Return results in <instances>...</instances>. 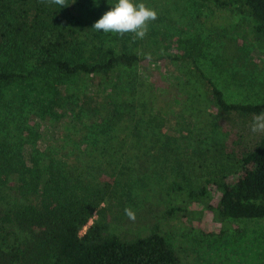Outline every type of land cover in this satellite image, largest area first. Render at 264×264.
Returning <instances> with one entry per match:
<instances>
[{"label":"trees","instance_id":"obj_1","mask_svg":"<svg viewBox=\"0 0 264 264\" xmlns=\"http://www.w3.org/2000/svg\"><path fill=\"white\" fill-rule=\"evenodd\" d=\"M92 1L66 0L68 6L60 8L44 0H0V104L6 109V97L14 100V89L36 81L49 96L55 89L50 97L54 102L69 99L76 106L71 112L73 131L65 134L66 141H58L49 155L31 154L29 164L11 137L20 134L23 122L8 127L13 119L2 121L0 184L9 192L0 198V264H181L178 252L157 228L131 236L117 232L101 206L105 196L100 187L87 180L83 184L85 159L101 163L120 148L129 155L142 149L174 152L177 147V138L167 136V113L159 96L150 81L140 76L141 83L133 71L140 55L115 49L114 33L92 28L106 12L93 19L88 12ZM109 1L100 0L98 10ZM213 1L248 20L247 31L238 22L221 36L220 65L240 64L244 53L230 32L240 30L264 43V0ZM106 43L109 48L99 58L85 56L88 47L102 51ZM183 75L185 82L178 83L173 97L177 118L190 124L199 121L200 109L191 108L189 90H199L193 81L203 80L210 85V102L217 110L243 118L264 116V100L228 101L195 62L187 61ZM200 98L197 93L196 99ZM10 104L17 105L22 116V105ZM219 155L229 167L208 175L199 189L185 192L187 198L209 200V209L221 220L264 217V132L240 154L220 151ZM84 185L93 189L92 194L78 192Z\"/></svg>","mask_w":264,"mask_h":264},{"label":"rangeland","instance_id":"obj_2","mask_svg":"<svg viewBox=\"0 0 264 264\" xmlns=\"http://www.w3.org/2000/svg\"><path fill=\"white\" fill-rule=\"evenodd\" d=\"M99 1L93 0L89 6L93 19L117 2L110 0L105 8L98 10ZM133 2L155 10L157 19L148 24L143 39H133L131 33L123 36L114 33L116 39L112 45L140 55L133 71L139 78L150 81L159 96L158 101L167 113V136L177 138H173L177 147L174 152L142 149L129 155L120 148L105 159L107 162L91 163L85 159L83 184L87 180L100 187L105 196L101 206L105 207L107 218L114 222L117 232L131 236L157 228L178 252L181 264H264V217L221 220L209 209V200L190 202L185 194L199 189L208 175L229 167V161L219 155L220 151L240 154L251 148L264 132V116L243 118L217 110L210 102V85L206 80L197 84L193 81L192 86L199 90H189L191 108L200 109L199 121L190 124L193 122L177 118L173 100L179 91L178 83L185 82L183 71L187 61H192L205 77L213 80L228 101H263L264 43L253 41L249 34L239 33L240 30H231L239 40L244 60L222 67L218 55L221 36L233 23L244 24L247 18L243 15L220 8L213 0ZM244 30H248L247 24ZM109 45L103 44L102 51L88 47L85 56L99 58ZM184 57L187 59L182 62ZM39 84L35 81L11 92L15 96L11 101L22 105V116L18 106L10 104L9 97H6V109L0 104V127L6 118L13 119L8 127L23 122L20 134L11 137L17 140L21 159L26 164L30 163L31 154L49 155L57 142L65 140V134L73 131L71 112L76 109L75 104L69 99L54 102L50 97L55 89L49 96L48 91L37 87ZM44 92H48L47 100ZM197 93L200 99H196ZM185 119L192 121L188 116ZM156 120L161 122V117ZM84 186L78 192L92 194L93 189ZM5 191L9 189L0 184V198ZM178 206L183 210L175 211ZM125 209L133 211L135 218H129ZM91 223L92 219L81 232Z\"/></svg>","mask_w":264,"mask_h":264},{"label":"clouds","instance_id":"obj_3","mask_svg":"<svg viewBox=\"0 0 264 264\" xmlns=\"http://www.w3.org/2000/svg\"><path fill=\"white\" fill-rule=\"evenodd\" d=\"M44 2L59 5L60 8L68 6L66 0H44ZM74 2L75 0L72 3ZM155 19H157L156 11L146 7L143 3H134L133 0H117L114 6L92 25V28L96 31L112 32L121 36L131 33L133 39H143L147 34L148 24ZM125 213L129 218H135L130 209H125Z\"/></svg>","mask_w":264,"mask_h":264}]
</instances>
